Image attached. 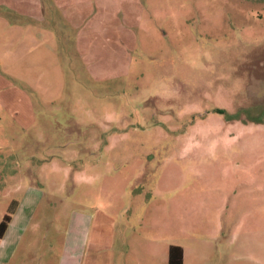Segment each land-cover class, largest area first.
<instances>
[{"label": "rangeland", "instance_id": "1", "mask_svg": "<svg viewBox=\"0 0 264 264\" xmlns=\"http://www.w3.org/2000/svg\"><path fill=\"white\" fill-rule=\"evenodd\" d=\"M8 16L0 221L17 206L0 264H138L185 223L197 264H264V0Z\"/></svg>", "mask_w": 264, "mask_h": 264}, {"label": "crops", "instance_id": "2", "mask_svg": "<svg viewBox=\"0 0 264 264\" xmlns=\"http://www.w3.org/2000/svg\"><path fill=\"white\" fill-rule=\"evenodd\" d=\"M63 1H67V0H63ZM68 3H70V1ZM1 9H4L5 11H1ZM10 9L15 14L20 15L21 19L28 21V23H26L27 27L31 25L35 28V25L41 22L43 23V28H44V25L46 23V16L50 18L49 21H51L52 23L54 18L53 15H60V12L62 11V0H0V25L1 24L7 25V27H5V32L7 37H8V24H10V21L8 20L9 18L8 10ZM65 13L70 14V12L68 11ZM33 27H30V29H32ZM4 45L7 46L6 52H8V39ZM181 227L179 226V228L177 229L180 231V234L174 232V234L166 235L165 237L148 238L145 243L146 250L144 252H137L140 254H135L139 257L141 256L140 260L142 262L138 264H168V249L169 246L173 243L179 244L183 247V251H184L183 264H197V262H195L194 260L196 259L198 260V258H202L203 256L199 255L197 251H195L194 249L196 245L194 230L193 233H189L188 230L190 228H189V224L187 223L181 224ZM181 230L184 231V234H181ZM218 230H219L218 222L215 223L213 222L211 225V230L208 233L209 246L212 249L214 248V244L218 240ZM188 237L190 239H188ZM181 238H183L184 240H180ZM214 240H216L215 243ZM154 242L160 243L159 249L157 248V250H151L153 247V245L151 246V244L157 245ZM158 254L160 255L159 262L157 261V258L159 256ZM131 264H136V262Z\"/></svg>", "mask_w": 264, "mask_h": 264}, {"label": "trees", "instance_id": "3", "mask_svg": "<svg viewBox=\"0 0 264 264\" xmlns=\"http://www.w3.org/2000/svg\"><path fill=\"white\" fill-rule=\"evenodd\" d=\"M16 206H17V201L14 200L10 205L8 212L5 213L2 220L0 221V241L10 225L13 212L15 211ZM183 256H184V251L181 245L173 243L169 246L168 264H183Z\"/></svg>", "mask_w": 264, "mask_h": 264}]
</instances>
